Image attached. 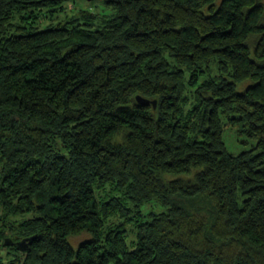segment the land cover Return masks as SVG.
I'll list each match as a JSON object with an SVG mask.
<instances>
[{"label": "trees", "instance_id": "1", "mask_svg": "<svg viewBox=\"0 0 264 264\" xmlns=\"http://www.w3.org/2000/svg\"><path fill=\"white\" fill-rule=\"evenodd\" d=\"M71 1L0 0V264H264V0Z\"/></svg>", "mask_w": 264, "mask_h": 264}, {"label": "rangeland", "instance_id": "2", "mask_svg": "<svg viewBox=\"0 0 264 264\" xmlns=\"http://www.w3.org/2000/svg\"><path fill=\"white\" fill-rule=\"evenodd\" d=\"M90 2H93V1L74 0V1L68 2L66 6H67V9L70 13L76 12V11L83 9V8H89V7L96 9L97 3L90 4V5L87 4ZM238 126L239 125L233 126V127L231 126V127L227 128L225 131V141H226L228 150L232 153H235V154H238L241 151L245 150L246 148H249L251 145V144H246V146H245V143L244 144L242 143V137L237 136ZM85 237L88 238L89 234L83 235V236H78L75 239H73V242L77 243L78 241L84 239Z\"/></svg>", "mask_w": 264, "mask_h": 264}, {"label": "water", "instance_id": "3", "mask_svg": "<svg viewBox=\"0 0 264 264\" xmlns=\"http://www.w3.org/2000/svg\"><path fill=\"white\" fill-rule=\"evenodd\" d=\"M87 1H96V0H87ZM137 100L141 103V104H145L148 103L149 101L147 99H144L141 96L137 97ZM154 105L156 106V102H154ZM35 239V237H31L28 238V240H24L21 243H19L17 246H19L20 249L26 250L29 247V244L32 243V241ZM28 241V243H27ZM8 244H13L12 241H7Z\"/></svg>", "mask_w": 264, "mask_h": 264}]
</instances>
